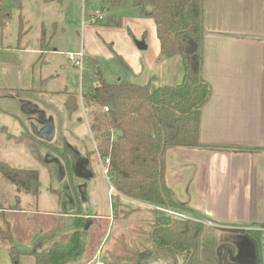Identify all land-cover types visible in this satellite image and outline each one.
Here are the masks:
<instances>
[{
    "label": "crops",
    "instance_id": "0c3cea01",
    "mask_svg": "<svg viewBox=\"0 0 264 264\" xmlns=\"http://www.w3.org/2000/svg\"><path fill=\"white\" fill-rule=\"evenodd\" d=\"M133 11L135 16L125 19L134 27L133 32L126 29L132 36L128 34L120 47H115V56L120 62L117 82L149 85L152 91L179 85L184 76L182 59L180 56L160 58L153 21ZM93 12L81 21L84 42L93 31L87 22ZM101 22H96L99 23L96 29L105 30L103 33L124 27L122 20L120 27L101 25ZM202 29L201 74L209 85L210 96L201 109L199 141L219 148H167L165 186L174 200L190 211L189 217L203 222L204 233L209 228L221 229L214 231L225 236L219 248L229 245L235 249L238 239L246 240L250 231L261 233L257 254L258 264H264V0H203ZM134 40L144 41L146 49L138 50ZM50 49L46 56L56 52ZM40 53V37L33 50L0 44V90L21 94L15 98L20 105L27 106L29 98L24 94L37 92L34 87L46 80L40 74L41 66L38 78L34 76L32 59ZM29 117L27 121L31 124ZM70 211L74 210L54 214L62 222L65 217L62 213ZM101 219L112 224L111 215ZM48 238L40 246L35 244L38 241L35 237L21 238L16 247L23 254L17 264H35L32 254L46 249L62 236ZM87 240L83 239V252L88 248ZM203 244L202 240L201 247ZM249 245L253 247L252 243ZM4 247L0 242V264H12ZM221 252L228 260V252L225 249ZM228 261L225 263H231Z\"/></svg>",
    "mask_w": 264,
    "mask_h": 264
},
{
    "label": "trees",
    "instance_id": "16d2710c",
    "mask_svg": "<svg viewBox=\"0 0 264 264\" xmlns=\"http://www.w3.org/2000/svg\"><path fill=\"white\" fill-rule=\"evenodd\" d=\"M42 1L61 5V0ZM123 1L105 0V4L108 8H115L121 6ZM130 1L132 9L140 17L153 21L160 46V58L180 56L184 76L179 85L164 86L152 91L149 85L125 81L112 84L98 75L93 87L81 96L98 158L100 161L109 160L110 184L116 192L112 216L113 219L142 217L135 209L124 205L123 198L164 209H177L189 215L190 211L177 203L165 186L164 153L170 147L219 148L199 141L201 109L210 96L209 85L201 74L203 0ZM9 8L0 0V28L10 19ZM107 25L120 27L121 19L110 17ZM128 34L132 36L130 31ZM49 40H46L43 30L40 46L43 43L49 44ZM64 94L63 107L70 117L78 110L77 96L74 93ZM105 107L108 108L107 112L103 110ZM23 133L25 136L20 139L21 142L25 143L31 155L38 160L33 144L43 141L34 135H27L25 131ZM0 176L14 186L16 192L32 197L38 195L39 174L36 170L14 168L0 161ZM15 197L19 203V198ZM149 210L153 212L152 209ZM74 211L66 221H62L63 226H59L57 233L62 238L32 254L35 264H75L82 258L83 230L94 222L87 220L88 215L80 207ZM139 221L145 222L142 219ZM147 222L148 229L144 226L132 229V233L138 236L137 239L124 233L118 234L107 252L108 259L117 263L134 264L147 257L164 258L170 255L178 259L179 264H200L216 257L221 264L222 255L217 253L218 245L214 250L211 243L201 247L202 240L205 239V226L201 220L172 219L162 215L147 219ZM53 228L50 230L51 234L56 226ZM104 234L102 230L88 227V247L91 249L95 245L99 246ZM249 234L250 237L246 240L238 239L235 243L234 257L241 253L245 255L249 249L259 254L261 233L250 231ZM41 241H37L38 246ZM0 242L6 247L11 263L17 264L23 252L14 245L10 224L2 217ZM211 242L213 245V240ZM228 262L231 263L224 264H233L235 261Z\"/></svg>",
    "mask_w": 264,
    "mask_h": 264
},
{
    "label": "rangeland",
    "instance_id": "374dc122",
    "mask_svg": "<svg viewBox=\"0 0 264 264\" xmlns=\"http://www.w3.org/2000/svg\"><path fill=\"white\" fill-rule=\"evenodd\" d=\"M2 1L10 7V19L0 28V44L8 48H18L20 45L27 50H33L38 45L42 28H45L46 40L51 37L49 46L56 52L46 56L51 49L48 44L43 43L40 46L41 53L32 59L35 66L34 76L38 78L41 66L40 74L46 80L39 85L36 82L37 87L34 89L38 90L37 92L24 94L29 98L26 103L28 107L24 104L20 105L15 100L21 94L0 90V161L10 167L36 170L39 174V191L36 197L16 192L14 186L0 176V217L9 222L15 246L26 236L35 237L45 243L48 237L59 235L57 231L68 219L69 214L75 211L62 213L65 215L62 223L58 222L54 213L77 210L80 207L84 213L92 215L87 220L94 222L92 226H87L83 230V239L87 240L88 227L102 230L105 234L99 245L101 249L98 245L91 249L88 247L78 264H93L99 249L100 259L105 264H133L117 263L108 259L107 252L111 249L115 237L124 233L137 239L138 236L132 233L134 227L144 226L148 229L147 219L151 220L162 215L169 216L165 212H151L147 207L134 204L125 198L123 204L135 209L134 211L142 217L113 219L112 210L115 206L116 194L109 191L110 176L108 182L103 175L102 161L97 158L89 132L87 110L80 101V96L96 83L98 75L112 84L119 80L117 69L120 62L115 56L117 54L115 47H120L118 45L121 44L122 39L128 37L127 28L133 32V25L125 21L135 16L131 1L124 0L121 6L115 8H108L105 0H61L59 8L56 3L51 5L42 0ZM94 10H99L103 16L101 25L106 24L111 16H116L122 20L124 27L103 33L105 30L100 32L96 29L99 23L91 24L89 28L93 31L84 42L81 21ZM87 22H89L88 17ZM144 30L148 37V30L146 28ZM80 51L83 52L85 60L81 69H77L70 64L66 55L77 54ZM43 91L47 93L43 94ZM65 92L76 94L78 100V110L70 117L63 107ZM28 113L33 114L29 117ZM28 117L32 119L31 124L37 131L40 128L37 122H41L43 118L54 123L55 135L52 141L33 144L34 150L38 153V160L20 140L25 136L24 131L27 135L33 136L30 120L27 121ZM77 158L90 160L94 177L85 180L76 177ZM16 195L19 197V203ZM171 210L185 213L173 208ZM14 211L16 214H12ZM110 215L112 224L101 219V216ZM53 227L55 230L51 234L50 230ZM215 230L221 229L209 228L205 233L203 232L205 237L203 247L211 243V248L214 250L223 245L225 236L217 232L214 234ZM220 260L221 264H224L227 256H221ZM209 263L219 264L216 257ZM134 264H179V260L169 255L164 258L147 257Z\"/></svg>",
    "mask_w": 264,
    "mask_h": 264
},
{
    "label": "built area",
    "instance_id": "2783aa9c",
    "mask_svg": "<svg viewBox=\"0 0 264 264\" xmlns=\"http://www.w3.org/2000/svg\"><path fill=\"white\" fill-rule=\"evenodd\" d=\"M102 20H103V16L101 15L99 10H96V11H94L91 14L90 19H89V23L90 24H94L96 22H101ZM66 56H67L68 61L70 62V64L73 67H75L77 69H81L82 64L84 63V60H85V56H84L83 52L80 51L77 54L69 53ZM103 110L105 112H107L108 108L105 107ZM108 165H109V160L108 159H105V160L102 161L103 175L105 176L106 180L109 182ZM110 187L111 188H110L109 191H111L113 194L114 193L116 194L114 188L112 186H110ZM131 202H133L134 204L136 203L139 206L143 205V206L147 207L148 209H152L155 212H160V213L161 212H165L172 219H180V220L194 219V218L189 217L188 214H186V213H179L177 211H172L171 209H164V208H161V207H158V206L147 205L145 203H141V202H138V201L131 200ZM100 249H101V247H100ZM100 249L97 252L96 257H94V259H93V264H105L100 259V256H99L100 255Z\"/></svg>",
    "mask_w": 264,
    "mask_h": 264
},
{
    "label": "water",
    "instance_id": "95a60500",
    "mask_svg": "<svg viewBox=\"0 0 264 264\" xmlns=\"http://www.w3.org/2000/svg\"><path fill=\"white\" fill-rule=\"evenodd\" d=\"M147 10H151V8H147ZM134 44L136 48L140 51L146 49L144 41L134 40ZM37 123L41 125V128L38 131L35 129L33 124H30V128L33 135L42 141L51 142L55 134L54 123L51 120H46L45 118H43L41 122H37ZM88 166H89V162L87 160H85L80 167H78V163H77L75 165L76 177L84 180L89 179L91 177V173L89 172ZM222 249H225L228 252V259L233 262V258H235L234 256L236 255L234 247L229 245H226L225 247H220L217 253L218 254L221 253ZM200 264H210V263L202 262Z\"/></svg>",
    "mask_w": 264,
    "mask_h": 264
},
{
    "label": "flooded vegetation",
    "instance_id": "af4514ba",
    "mask_svg": "<svg viewBox=\"0 0 264 264\" xmlns=\"http://www.w3.org/2000/svg\"><path fill=\"white\" fill-rule=\"evenodd\" d=\"M84 159L83 158H77L75 160V165L78 163V167H80L83 163H84ZM80 180H83L81 178H79ZM220 254V253H219ZM244 253H241L240 256L235 257L233 261V264H258V254L257 252H255L252 249H249L245 252V255H243ZM244 257V258H243Z\"/></svg>",
    "mask_w": 264,
    "mask_h": 264
}]
</instances>
